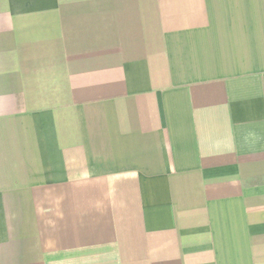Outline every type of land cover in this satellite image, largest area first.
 Wrapping results in <instances>:
<instances>
[{
  "label": "crops",
  "instance_id": "1",
  "mask_svg": "<svg viewBox=\"0 0 264 264\" xmlns=\"http://www.w3.org/2000/svg\"><path fill=\"white\" fill-rule=\"evenodd\" d=\"M0 264H264V0H0Z\"/></svg>",
  "mask_w": 264,
  "mask_h": 264
}]
</instances>
